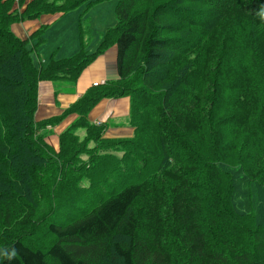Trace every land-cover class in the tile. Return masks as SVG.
Returning <instances> with one entry per match:
<instances>
[{
    "label": "trees",
    "instance_id": "trees-1",
    "mask_svg": "<svg viewBox=\"0 0 264 264\" xmlns=\"http://www.w3.org/2000/svg\"><path fill=\"white\" fill-rule=\"evenodd\" d=\"M105 1L0 0V264H264V0H118L95 53L40 69L50 26L15 35ZM112 47L116 81L36 121L41 82L76 86ZM125 98L134 135L105 139L89 116Z\"/></svg>",
    "mask_w": 264,
    "mask_h": 264
},
{
    "label": "crops",
    "instance_id": "crops-1",
    "mask_svg": "<svg viewBox=\"0 0 264 264\" xmlns=\"http://www.w3.org/2000/svg\"><path fill=\"white\" fill-rule=\"evenodd\" d=\"M30 0H27V3ZM63 16H43L37 22H25L14 27V32L19 36L26 38L39 25H48L50 27L57 24ZM117 72V49L114 48L105 55L99 57L89 68L81 75L76 86L66 84H55L43 81L39 84L38 109L36 121L42 122L51 118H59L64 111L81 98L88 90L96 85H104L107 82L116 81ZM131 102L130 99L104 100L99 103L92 111L89 118L93 124L107 126L105 136L111 139H129L134 135V128L129 126ZM75 120V116H68L60 125L49 127L50 136L56 143V151L59 148V137L68 126ZM83 133V132H81ZM80 133V134H81ZM84 134V133H83ZM48 135L47 144L51 138ZM49 145V144H48Z\"/></svg>",
    "mask_w": 264,
    "mask_h": 264
},
{
    "label": "rangeland",
    "instance_id": "rangeland-1",
    "mask_svg": "<svg viewBox=\"0 0 264 264\" xmlns=\"http://www.w3.org/2000/svg\"><path fill=\"white\" fill-rule=\"evenodd\" d=\"M117 5L118 0H109L105 2L94 3L92 5L84 3L77 9L68 12L54 26H48L49 28L45 33V43L37 46L36 50L32 54L35 66L38 69L42 67L47 68L52 60L59 61L72 58L82 52L83 46L86 51L95 53L103 36L109 29H113L117 25ZM82 30L85 32L84 45L81 38ZM34 45H37L35 40L33 42L29 41L30 48H33ZM114 48L116 47H112L107 52ZM51 119H47L45 121ZM128 124L131 126L129 119ZM60 135L61 134H59L58 137ZM53 136L54 134H51L49 137L51 139L49 140L48 144L56 151L57 147L56 143H54L52 140ZM83 136L84 135H81L82 138ZM104 138L108 140L111 139L107 136H104ZM93 146L94 145L92 144L89 148L91 149ZM82 158L86 160L85 155H82ZM228 158L232 159L233 157L228 154ZM54 193H58V191ZM60 195L63 196V194ZM54 196H57V194ZM44 197H46V195L43 193L39 199L43 201Z\"/></svg>",
    "mask_w": 264,
    "mask_h": 264
},
{
    "label": "clouds",
    "instance_id": "clouds-1",
    "mask_svg": "<svg viewBox=\"0 0 264 264\" xmlns=\"http://www.w3.org/2000/svg\"><path fill=\"white\" fill-rule=\"evenodd\" d=\"M257 15L260 17L261 20H264V8H262ZM15 250H3L2 252H0V256H3L9 260H11L14 256H15Z\"/></svg>",
    "mask_w": 264,
    "mask_h": 264
},
{
    "label": "water",
    "instance_id": "water-1",
    "mask_svg": "<svg viewBox=\"0 0 264 264\" xmlns=\"http://www.w3.org/2000/svg\"><path fill=\"white\" fill-rule=\"evenodd\" d=\"M16 9H18V6H17V5L15 6V10H16Z\"/></svg>",
    "mask_w": 264,
    "mask_h": 264
}]
</instances>
